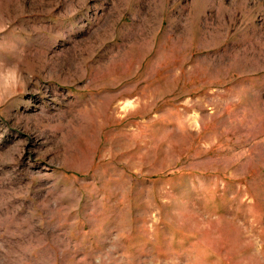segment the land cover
Returning <instances> with one entry per match:
<instances>
[{"label":"rangeland","instance_id":"obj_1","mask_svg":"<svg viewBox=\"0 0 264 264\" xmlns=\"http://www.w3.org/2000/svg\"><path fill=\"white\" fill-rule=\"evenodd\" d=\"M0 264H264V0H0Z\"/></svg>","mask_w":264,"mask_h":264}]
</instances>
